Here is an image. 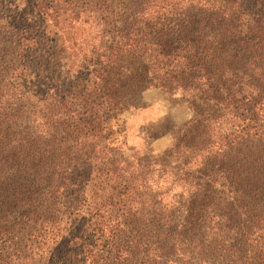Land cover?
I'll use <instances>...</instances> for the list:
<instances>
[{
    "label": "trees",
    "instance_id": "trees-1",
    "mask_svg": "<svg viewBox=\"0 0 264 264\" xmlns=\"http://www.w3.org/2000/svg\"><path fill=\"white\" fill-rule=\"evenodd\" d=\"M66 3L105 42L72 78L49 58V87L25 83L40 74L16 52L49 42ZM4 5L0 264H264V0ZM149 87L192 112L162 153L114 129Z\"/></svg>",
    "mask_w": 264,
    "mask_h": 264
},
{
    "label": "rangeland",
    "instance_id": "rangeland-1",
    "mask_svg": "<svg viewBox=\"0 0 264 264\" xmlns=\"http://www.w3.org/2000/svg\"><path fill=\"white\" fill-rule=\"evenodd\" d=\"M28 1L4 0L3 14H15L16 11L24 9ZM29 13L28 11L27 15L31 19L28 21H36L37 15ZM60 16L56 24L47 22L49 42L21 48L16 52L26 57L28 54L32 55L27 59L33 61V71L40 74L36 76L33 72L29 73L25 83L41 80L42 87H49L51 81L45 79L44 72V65L49 58L57 63L54 68L60 73L62 80L72 78L87 63L85 57L91 55L94 47L105 42L101 39V21L94 11L83 7L82 3L64 4ZM10 36L8 33L4 37L3 44L9 45ZM49 46H52L50 51ZM50 52L55 54L50 56ZM133 98L138 107L125 112L117 125L114 124V129L120 132L122 130L126 134L128 148L142 153L151 146L155 153L164 152L172 142L173 133L192 117L187 103L180 97H168L163 91L153 87L144 89Z\"/></svg>",
    "mask_w": 264,
    "mask_h": 264
}]
</instances>
